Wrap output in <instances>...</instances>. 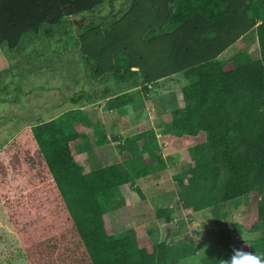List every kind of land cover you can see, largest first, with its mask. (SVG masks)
Returning a JSON list of instances; mask_svg holds the SVG:
<instances>
[{
	"label": "trees",
	"instance_id": "16d2710c",
	"mask_svg": "<svg viewBox=\"0 0 264 264\" xmlns=\"http://www.w3.org/2000/svg\"><path fill=\"white\" fill-rule=\"evenodd\" d=\"M107 1L0 0V48L16 51L42 32L50 39L65 21ZM112 19L109 27L92 26L79 37L95 79L139 78L144 92L179 74L188 84L160 137L142 127L126 139L149 140L135 160H125L128 173L118 164L90 172L81 167L80 145L107 139L103 125L81 109L27 127L0 151V205L29 264H179L194 256L191 239L154 244L135 231L118 237L105 212L104 201L113 202L112 192L124 185L132 189L122 198L127 206L145 200L136 181L167 169L162 147L164 155L188 162L175 176L187 218L204 210L223 217L242 199L240 223L264 227V0H133ZM252 30L259 59L239 51L222 62L220 56ZM107 91L102 100L109 111L135 102L129 93L107 99ZM84 98L82 92L69 101ZM170 211H157L166 225ZM233 248L264 255V235L201 264H219Z\"/></svg>",
	"mask_w": 264,
	"mask_h": 264
},
{
	"label": "rangeland",
	"instance_id": "374dc122",
	"mask_svg": "<svg viewBox=\"0 0 264 264\" xmlns=\"http://www.w3.org/2000/svg\"><path fill=\"white\" fill-rule=\"evenodd\" d=\"M132 1L108 0L93 13L65 21L50 39L42 32L32 43L24 40L16 51L4 49V56L0 55V151L27 127L38 125L34 123L65 109L83 108L94 124H106V127L103 125L105 142L91 144L85 140L79 147L77 160L85 172L118 164L128 173L125 160H135L139 156L136 150H142L149 140L134 144L125 142L126 139L138 134L142 127L156 130L157 138L160 137V130L168 126V115L181 104V90L188 84L184 74L162 80L144 92L139 78L131 81L111 77L95 79L92 63L81 50L79 37L85 29L109 27L115 21L112 16L125 14ZM48 29L50 27L46 26L42 31ZM239 51H249L253 59H259L255 30L228 49L220 60L225 63ZM106 91L107 98L129 93L135 97V102L119 111H109L105 99L102 100ZM82 92L87 98L78 104L64 102L66 98H79ZM162 149L158 153L165 158L167 169L136 181L145 195L144 201L127 206L122 198L132 192L128 185L112 192L113 202L104 201L105 212L118 237L135 231L154 244L165 239L188 243L191 239L195 255L179 264H201L203 258L264 235V227L251 230L240 223L242 199L224 209L223 217L217 218L204 210L193 215V219L187 218L179 202L184 190L177 187L175 176L189 168L188 162L178 155H164ZM161 209L171 210L169 225L165 218L157 216ZM0 264H29L1 205Z\"/></svg>",
	"mask_w": 264,
	"mask_h": 264
},
{
	"label": "clouds",
	"instance_id": "9594fccd",
	"mask_svg": "<svg viewBox=\"0 0 264 264\" xmlns=\"http://www.w3.org/2000/svg\"><path fill=\"white\" fill-rule=\"evenodd\" d=\"M219 264H264V255H258L252 251L233 248L228 258L221 257Z\"/></svg>",
	"mask_w": 264,
	"mask_h": 264
},
{
	"label": "crops",
	"instance_id": "0c3cea01",
	"mask_svg": "<svg viewBox=\"0 0 264 264\" xmlns=\"http://www.w3.org/2000/svg\"><path fill=\"white\" fill-rule=\"evenodd\" d=\"M78 17V16H77ZM73 18H76V17H73ZM77 23V22H76ZM75 23V24H76ZM56 29V28H55ZM54 35H55V32H54ZM27 39H29V41H30V43H32L35 39H36V37H34L33 35H29L28 37H27ZM234 46V45H233ZM0 55H2V56H4V49H2V48H0ZM223 55V54H222ZM221 55V56H222ZM220 56V57H221ZM179 75H181V74H179ZM179 75H175V76H173V77H170V78H167L168 80H170V79H174V78H176L177 76H179ZM167 79H164V80H167ZM163 80V81H164ZM108 99V98H107ZM67 101H69V99L68 98H66L65 100H64V102H67ZM106 101V100H105ZM59 104V103H58ZM58 104H56V105H58ZM54 108V107H53ZM73 110H75V109H73ZM81 110H83V108H81ZM87 110H89V109H87ZM68 111H71V110H64V111H61V112H54V113H51L50 115H49V117L46 119V120H42V121H39V123H34V124H41V123H47V122H50V121H52V120H54V119H56V118H58L59 116H61V115H63L64 113H66V112H68ZM83 111H85V110H83ZM89 118H90V120L93 122V123H95L92 119H91V117L88 115V114H86ZM95 126H96V124H94ZM105 127H106V124H103ZM93 143V142H92ZM91 143V144H92Z\"/></svg>",
	"mask_w": 264,
	"mask_h": 264
}]
</instances>
